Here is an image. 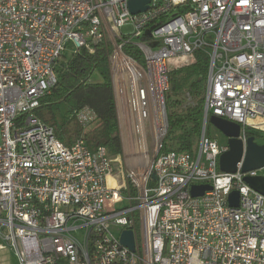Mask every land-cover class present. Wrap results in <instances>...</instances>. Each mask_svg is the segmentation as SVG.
Segmentation results:
<instances>
[{"label":"built area","instance_id":"obj_1","mask_svg":"<svg viewBox=\"0 0 264 264\" xmlns=\"http://www.w3.org/2000/svg\"><path fill=\"white\" fill-rule=\"evenodd\" d=\"M128 1L0 0V241L18 264H264V194L245 180L259 169L243 171V156L236 172L221 171L228 143L208 125L212 114L239 123L245 147L264 131V0H150L138 14ZM103 40L115 94L130 95L129 127L154 144L144 169L117 171L106 146L82 136L68 145L37 114L59 59ZM197 51L209 56L197 146L166 150L170 72ZM74 114L84 127L97 118L89 106ZM202 184L212 189L193 197ZM125 229L135 251L120 242Z\"/></svg>","mask_w":264,"mask_h":264},{"label":"trees","instance_id":"obj_2","mask_svg":"<svg viewBox=\"0 0 264 264\" xmlns=\"http://www.w3.org/2000/svg\"><path fill=\"white\" fill-rule=\"evenodd\" d=\"M112 50L111 41L103 40L59 59L55 68L57 82L43 99L37 114L53 126L57 136L68 145L82 136L91 149L104 145L112 157H117L122 154L123 147L109 63ZM123 51L144 65V55L137 46L125 44ZM195 57L194 63L170 72V92L167 93L170 126L164 143L166 150L193 151L197 146L202 127L209 56L197 51ZM95 77L101 80L94 81ZM181 95L182 98H179ZM189 96L192 102L184 106ZM83 106L93 108L97 114L96 120L89 125H94L90 130L87 129L89 126L80 125L75 118L74 111ZM132 192L136 194V189Z\"/></svg>","mask_w":264,"mask_h":264},{"label":"water","instance_id":"obj_3","mask_svg":"<svg viewBox=\"0 0 264 264\" xmlns=\"http://www.w3.org/2000/svg\"><path fill=\"white\" fill-rule=\"evenodd\" d=\"M149 2L150 0H129L128 7L132 14H138L148 9ZM151 29L147 30L146 35L150 34ZM209 121L227 138L229 148L220 155L219 159L221 171L236 172L237 164L242 160L243 156V171L264 168V144H259L255 136L248 138L245 147L243 141L239 138L241 133L239 123L214 114L210 116ZM152 177L156 179L155 174ZM245 180L252 188L264 194V175L247 176ZM211 189L212 186L209 184L192 185L190 192L193 197H198L204 195L206 191ZM228 199L231 206H239V192L237 190H233L229 194ZM120 242L123 246L135 251L136 241L134 231L132 229L123 230L120 235Z\"/></svg>","mask_w":264,"mask_h":264},{"label":"rangeland","instance_id":"obj_4","mask_svg":"<svg viewBox=\"0 0 264 264\" xmlns=\"http://www.w3.org/2000/svg\"><path fill=\"white\" fill-rule=\"evenodd\" d=\"M130 30H131V27L126 26L125 28L122 29V32L130 31ZM67 53L69 54V51H67ZM62 59L63 57L61 58V60ZM168 65L171 69L175 68V65L173 64L172 60L168 61ZM100 80L101 79L99 77L94 78V81H100ZM125 95L127 96L129 100L128 102L129 109H130L129 119H128V114L126 113V108H124L123 102H121L122 101L121 95L120 94L117 95L119 98L118 99L119 104L120 102L122 103V107L120 106L119 108V111H120L119 127L122 133L120 135H122L121 138H122V147H123L122 154L119 155L117 160L115 161V167H116L115 169L117 171L118 170L127 171L132 168L144 169L148 164H150L153 161L156 155L154 144L151 142L150 138H149V143L147 145H142L140 140H138V137H137L138 135L136 133L135 128L133 126L131 128L129 127L130 125H132L131 124L133 123L132 121H134V111H133L132 104L130 101L129 92L127 91ZM179 98H182V95ZM194 101L196 100L194 99ZM191 102H192V98L189 96V98H187L184 101V106H188V103H191ZM122 110H123V114H122ZM174 110H177V109H174ZM179 110H181V108ZM208 125H209L211 135L215 136L221 144H224L227 140H226V137L221 133V131L216 126H214L210 121ZM93 127L94 125L91 127L89 126V128L87 129L90 130ZM256 141L261 142L259 138H256ZM114 158L116 159V157ZM258 175H264V168H261L258 170ZM127 203H128L127 201L120 202L117 204V207H124L125 205H127ZM113 231L116 234H118L119 228L114 227ZM4 247H9V245L6 242L0 243V248H4ZM0 264H13L12 261L10 260L9 252H7L4 249L0 250Z\"/></svg>","mask_w":264,"mask_h":264},{"label":"crops","instance_id":"obj_5","mask_svg":"<svg viewBox=\"0 0 264 264\" xmlns=\"http://www.w3.org/2000/svg\"><path fill=\"white\" fill-rule=\"evenodd\" d=\"M67 55V54H66ZM115 98H116V94H115ZM118 101H117V98H116V105H117V111H118V118H119V102L117 103ZM120 122V121H119ZM259 132V131H258ZM260 133V132H259ZM261 133H264V131H262ZM120 134H122L121 133V131H120ZM258 134V133H257ZM213 136V135H212ZM252 136V135H251ZM121 137H122V135H121ZM214 137V136H213ZM216 138V137H215ZM122 139V138H121ZM226 140H227V138H226ZM227 142V141H226ZM225 142V143H226ZM118 158V156L116 157V159ZM0 243H2L1 241H0ZM1 249H4V250H6L7 252H9V254H10V260L12 261V263L13 264H18V260H17V256H16V254H15V252L13 251V249L9 246V247H4V248H0V250Z\"/></svg>","mask_w":264,"mask_h":264},{"label":"bare ground","instance_id":"obj_6","mask_svg":"<svg viewBox=\"0 0 264 264\" xmlns=\"http://www.w3.org/2000/svg\"><path fill=\"white\" fill-rule=\"evenodd\" d=\"M117 95L119 94V89H117ZM121 95V94H120ZM118 96H117V101H118ZM121 102H123V106H124V108H126V113L128 114V116H129V113H130V109H129V105H128V103H127V101L126 100H124L123 99V97H122V95H121ZM119 102V101H118ZM120 102V104H119V108H120V106L122 107V103ZM122 114H123V110H122ZM119 118H120V111H119ZM124 119V118H123ZM126 146V145H125ZM145 157V156H144ZM111 181H113V180H111Z\"/></svg>","mask_w":264,"mask_h":264},{"label":"flooded vegetation","instance_id":"obj_7","mask_svg":"<svg viewBox=\"0 0 264 264\" xmlns=\"http://www.w3.org/2000/svg\"><path fill=\"white\" fill-rule=\"evenodd\" d=\"M252 136H255L256 138H259L261 142H258L259 144H264V133H256V134H252Z\"/></svg>","mask_w":264,"mask_h":264}]
</instances>
